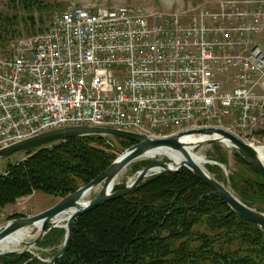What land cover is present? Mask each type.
<instances>
[{
	"label": "built area",
	"instance_id": "built-area-1",
	"mask_svg": "<svg viewBox=\"0 0 264 264\" xmlns=\"http://www.w3.org/2000/svg\"><path fill=\"white\" fill-rule=\"evenodd\" d=\"M262 32L264 0L72 7L0 55V151L68 127L151 140L216 128L251 144L264 132Z\"/></svg>",
	"mask_w": 264,
	"mask_h": 264
},
{
	"label": "trees",
	"instance_id": "trees-1",
	"mask_svg": "<svg viewBox=\"0 0 264 264\" xmlns=\"http://www.w3.org/2000/svg\"><path fill=\"white\" fill-rule=\"evenodd\" d=\"M20 3L26 11L41 7L38 0ZM28 19L25 31L31 34L36 22ZM18 26L11 16L0 22V45L15 36ZM105 142L103 137H85L27 151L28 158L10 166L9 176L1 181L0 208L38 192L64 199L90 184L117 159ZM120 143L123 151L135 145ZM235 157L253 176L242 172L239 178L231 177L232 190L253 209L255 201H264V179L237 153ZM119 190L122 187L115 191ZM18 217L22 216L13 219ZM58 232L63 233L50 231L39 244H51ZM0 264L43 263L24 253L0 256ZM56 264H264V230L236 215L184 169L153 176L129 195L80 217L69 250Z\"/></svg>",
	"mask_w": 264,
	"mask_h": 264
},
{
	"label": "water",
	"instance_id": "water-1",
	"mask_svg": "<svg viewBox=\"0 0 264 264\" xmlns=\"http://www.w3.org/2000/svg\"><path fill=\"white\" fill-rule=\"evenodd\" d=\"M184 136H194L195 138H212L214 136H218L221 139H208L198 143V146L202 144L228 142L231 149L242 157L248 164L259 171L264 179V164L259 158L256 148L241 141L236 136L223 129L206 128L200 130H190L177 136L160 140H151L145 136L135 133L98 127H68L59 129L1 150L0 160L55 142L85 137H111L130 141L135 145L128 151L122 153L121 156L97 179L92 181L90 184L81 187L75 193L67 196L53 208L34 217L21 218L8 222L0 230V243L18 231L35 227V231H33V233H38V238L34 241L25 243V247H32L41 241L50 230L60 228V226L56 224V221L59 218L62 216H69L66 225L63 227L65 231L64 244L61 250L48 262V264H56L69 250L72 241L73 226L80 217L110 201L129 195L136 188H138L140 184L150 176V172L155 169H159L158 174H178L182 170L188 169L195 177L200 179L207 187H209L214 194L222 198L236 215L264 230V213L258 212L241 202L232 192L230 187L231 181L229 178L227 184H223L205 173L194 162L185 144L181 142V139ZM156 150H169L179 153L185 158V161L177 164L167 157H162L161 159L166 160L165 163L156 162L141 169L137 173V177L132 184L127 185L125 189L114 192L116 187L115 182L119 178L122 171L133 162L143 159L148 153ZM209 163L224 169L222 164L212 161H209ZM96 190L99 191L92 200L87 201L86 203L83 202L86 195ZM37 224H42L40 231L36 230Z\"/></svg>",
	"mask_w": 264,
	"mask_h": 264
},
{
	"label": "rangeland",
	"instance_id": "rangeland-1",
	"mask_svg": "<svg viewBox=\"0 0 264 264\" xmlns=\"http://www.w3.org/2000/svg\"><path fill=\"white\" fill-rule=\"evenodd\" d=\"M38 1L41 6L40 8H38L39 6L38 5L37 7H34L32 10L26 11L24 10L23 5L20 3V0H0V22L6 19L7 16H11V18L17 19V23H19L17 30H15L16 31L15 36L14 37L9 36L8 41L0 45V55L6 53L16 41L22 38L43 34L46 31H48L55 17L72 7L90 6L92 8L96 6V7H104V8H120V7H128L131 9L146 8L161 13H177V12H182V10L187 9L189 6L194 7V6L208 5L210 8H215L216 4L220 0H38ZM28 18H33V20L36 22L34 28L35 32L31 34L25 31V23L27 21L30 23V20ZM256 41L259 44H261L264 48V32L256 36ZM259 90L261 93L264 94V81L260 86ZM230 122H232V119L231 117H228L224 120L222 124L224 126L226 125L225 127L230 128L229 126ZM171 133H172L171 131L166 130L164 131L163 135L166 136ZM258 134L259 133H256L254 138L252 137L253 139L248 136V140L251 143L250 145H252L253 143L254 145L252 146L264 147V135L262 134L258 135ZM103 138L106 140L105 144L111 146L112 150L115 151V153L117 154V159L121 156L122 153L128 151L133 147L132 146L131 148L123 151L120 143L121 139L111 138V137H103ZM195 152L205 155L208 161L216 162L219 164L220 162L217 161H224L226 163V165H223L224 169L220 168L217 165L206 166V170L212 175V177L216 178L217 180L219 179L220 182L223 184H227L228 178L231 180V177L233 176L239 178L242 172L247 173L249 176H253L251 171H249L245 167V165H243L235 157V152L231 148L224 146L222 143L202 144L197 149H195ZM27 158H28L27 153L23 152L10 156L6 159L0 160V186L2 179H5L6 177L9 176V167L18 165L21 162H24ZM156 162L165 163L166 160L140 159L130 164L120 174L119 181L114 189V192L117 187H122V189H125L127 185L132 184L135 181L137 177V173L140 171V169L145 168L143 167L145 163L153 164ZM215 167H219L220 170H216ZM156 175L158 174L157 173L151 174L147 179ZM238 178H236V180ZM98 191L99 190L94 191L90 195V197L87 198L86 201L92 200L97 195ZM232 192L236 195V193L233 190ZM61 200L63 199L55 196L46 195L40 192L19 198L15 201L14 204L8 205L4 208H0V230L10 221L21 218H30L39 215L53 208ZM253 206H254L253 209H255L256 211L257 209H260L263 211L262 213H264V201L257 200L253 203ZM16 216H22V217L13 219ZM60 226H61L60 228H55V229H58L59 231H63V233L58 232V235L56 237H52L54 238V241L51 240V244L45 247H42L39 244L44 240V238L48 235L47 234L41 241H39L34 246L22 247L18 255H21L23 253H29L32 257H34V259H37L43 264H48V262L61 250L64 244L65 231L63 229V226H65V224H62ZM38 235H39L38 233L37 234L33 233L27 242L36 240L38 238Z\"/></svg>",
	"mask_w": 264,
	"mask_h": 264
},
{
	"label": "bare ground",
	"instance_id": "bare-ground-1",
	"mask_svg": "<svg viewBox=\"0 0 264 264\" xmlns=\"http://www.w3.org/2000/svg\"><path fill=\"white\" fill-rule=\"evenodd\" d=\"M173 136H175V135L169 136L167 138H170ZM208 139H221V138H219L218 136H214L212 138H208V137L207 138H195L194 136H184L181 139V142L183 144H185V146H186L191 158L194 160V162L205 173H207L209 176L212 177V175L206 170V166L212 165V164L209 163V161L205 157V155H202L201 153L195 152V149H197L199 147L198 143L205 141V140H208ZM222 144L228 148H231V146L228 142H222ZM254 147L256 148V150L259 154V158L261 159V161L264 164V147H256V146H254ZM162 157H167L177 164L183 163L185 161V158L181 154L175 153V152H172L169 150H164V151L156 150L154 152H150L143 159H145V160H157V159H161ZM158 172H159V169H155L154 171L150 172V175L154 174V173L158 174ZM118 181H119V178L115 182V186L118 184ZM92 193L86 195L85 198L83 199V202L86 203L87 198L90 197V195ZM68 219H69V216H62L61 218H59L56 221V224L59 226L62 224L66 225ZM41 228H42V224H37L36 230L40 231ZM33 231H35V227L34 228H26V229H23L21 231L14 233L13 235H11L8 238H6L5 240H3L0 243V256L11 255V254L18 255V253L21 251L22 247H25V243H27V241L30 239V236L33 234Z\"/></svg>",
	"mask_w": 264,
	"mask_h": 264
}]
</instances>
